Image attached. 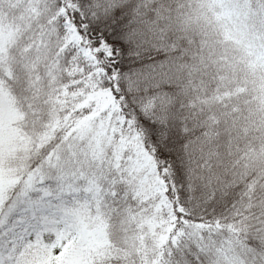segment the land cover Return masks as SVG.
Listing matches in <instances>:
<instances>
[{
    "label": "snow or ice",
    "instance_id": "6c2138e0",
    "mask_svg": "<svg viewBox=\"0 0 264 264\" xmlns=\"http://www.w3.org/2000/svg\"><path fill=\"white\" fill-rule=\"evenodd\" d=\"M260 60L264 0H0V264H264Z\"/></svg>",
    "mask_w": 264,
    "mask_h": 264
},
{
    "label": "clouds",
    "instance_id": "9594fccd",
    "mask_svg": "<svg viewBox=\"0 0 264 264\" xmlns=\"http://www.w3.org/2000/svg\"><path fill=\"white\" fill-rule=\"evenodd\" d=\"M209 43L217 56H220L223 53L224 49L227 48L231 50V54L236 58L239 59L243 57V50L241 47H238L231 43L223 42V34L220 32L219 28L214 27L209 31ZM245 68H247L246 64ZM249 75L252 77L258 93L261 96H264V60L258 61L255 68L249 70Z\"/></svg>",
    "mask_w": 264,
    "mask_h": 264
},
{
    "label": "trees",
    "instance_id": "16d2710c",
    "mask_svg": "<svg viewBox=\"0 0 264 264\" xmlns=\"http://www.w3.org/2000/svg\"><path fill=\"white\" fill-rule=\"evenodd\" d=\"M249 78H250V81H251V90H252V102H253V106L256 107L260 104V100H261V97H264V96H261L258 91L256 90V87H255V83L253 82L252 80V77L249 75Z\"/></svg>",
    "mask_w": 264,
    "mask_h": 264
},
{
    "label": "rangeland",
    "instance_id": "374dc122",
    "mask_svg": "<svg viewBox=\"0 0 264 264\" xmlns=\"http://www.w3.org/2000/svg\"><path fill=\"white\" fill-rule=\"evenodd\" d=\"M5 141L10 142V136L8 135L6 124L0 122V142Z\"/></svg>",
    "mask_w": 264,
    "mask_h": 264
}]
</instances>
